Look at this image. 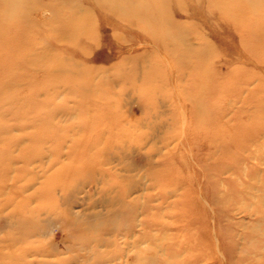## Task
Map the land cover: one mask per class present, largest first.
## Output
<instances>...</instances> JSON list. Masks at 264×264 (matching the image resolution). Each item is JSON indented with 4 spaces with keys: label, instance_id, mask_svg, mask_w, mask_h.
<instances>
[{
    "label": "rangeland",
    "instance_id": "1",
    "mask_svg": "<svg viewBox=\"0 0 264 264\" xmlns=\"http://www.w3.org/2000/svg\"><path fill=\"white\" fill-rule=\"evenodd\" d=\"M152 254L264 264V0H0V264Z\"/></svg>",
    "mask_w": 264,
    "mask_h": 264
},
{
    "label": "bare ground",
    "instance_id": "2",
    "mask_svg": "<svg viewBox=\"0 0 264 264\" xmlns=\"http://www.w3.org/2000/svg\"><path fill=\"white\" fill-rule=\"evenodd\" d=\"M124 148H125V141H122L119 145L116 146V149L117 150L121 151L122 153L127 154L129 149H124ZM133 151H134V149L131 151V153H133ZM68 198H69L68 199L69 203H73L74 202V203L79 204V205L81 204V202H83V199H84V198H80L78 200H74L73 194H71ZM147 209L148 210L150 209V207H149L148 204H147V206L145 205V207L142 208L143 211L141 210V212H144V213L145 212H148ZM100 213H94V214L90 215V218L95 217V218L99 219V218H101L103 216L110 217V215H106L107 213L105 215H102L103 213L102 214H100ZM80 214H81L80 211H75L74 213H71L70 217L67 218L68 220L66 222L67 223L66 225L69 224L70 225V228H74L79 223V221L78 222L77 221H74L73 218L74 217H80ZM134 215H135V212H132V217ZM114 217H116L115 214H114ZM85 218H88V217H85ZM84 222H86V225H84V228L87 229V227H86L87 226V221H84ZM140 222H141V225L144 227L143 228V234H142V236H138L137 238H135V240H133V241H130V239L132 238V234L135 233V231H133V228L135 227V224H134V221L133 220L131 221V219L130 220L129 219H126V221L123 222V223L122 222H115L114 221V225L112 223V225H113L112 231H114V230H121V228H124L126 230L125 232H127V233H123L122 234V237H123V240H124V241H122V243L124 245H126V246H131L132 245L135 248V252H132L133 254H130L129 253L130 251L127 252V254H126V260H129L131 258H134V257L139 256L138 252H145L146 250H148V249H139V247L142 244L149 242L148 245H151V243H152L151 238L148 235V234H150L149 233V230L147 229V227H150L149 224L146 222V220L143 221V222L142 221H140ZM53 223H54V221H52V218L47 219L46 221H44V225H37V226H35L34 232H36L38 230L41 231V230H43V228H45V227H47V226H49L50 224H53ZM139 226H140V224H139ZM119 234H120L119 232L114 234L113 239H111L112 240L111 241V244H114L115 243L116 238H117V236ZM214 238H216L215 235H214ZM24 240L25 239H20V238L13 237L12 238V241H11V244H10V247L11 248L12 247H15L17 243H23ZM182 247L184 249H187L190 246L188 244H186V245H183ZM22 254H24L25 256H27L28 255V250L27 249L26 250H23V253ZM116 259H118L117 256H110V258L107 260V263H111V262H113V260L115 261ZM203 259H204L203 255H200L195 262H191L190 260H188L187 262H188V264H198ZM142 261H143V263L145 262V263H148V264H153L154 262H157V256H156V254H152V255H150L148 257H145L144 260H142ZM142 261L140 260V262H142ZM123 263L125 264V263H127V261H124ZM175 263H177V262H175Z\"/></svg>",
    "mask_w": 264,
    "mask_h": 264
}]
</instances>
